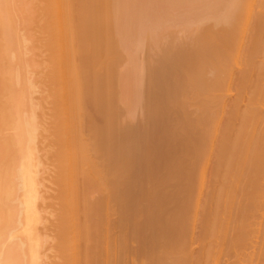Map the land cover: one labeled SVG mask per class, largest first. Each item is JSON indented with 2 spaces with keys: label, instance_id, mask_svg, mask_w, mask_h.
I'll return each mask as SVG.
<instances>
[{
  "label": "bare ground",
  "instance_id": "bare-ground-1",
  "mask_svg": "<svg viewBox=\"0 0 264 264\" xmlns=\"http://www.w3.org/2000/svg\"><path fill=\"white\" fill-rule=\"evenodd\" d=\"M263 1L0 0V264H164L163 261L168 264L169 258L166 257L171 254L173 256L170 258L175 259L169 264L191 263L189 261L194 257L190 258L187 255L188 251L185 253L184 249L185 231L181 233L178 230L181 229L179 223L184 221L178 217L181 216L183 219L187 216L189 207L186 206L187 209L184 211L183 206L187 204L185 203L187 197L184 199L183 196L191 186L189 184L187 186L189 188H185L183 193V185L191 182L183 173L190 174L189 167L193 165L191 163L195 154L191 153V150L193 151L194 147L195 152L201 141L203 144L201 142V146L199 145L200 149L204 144L213 146L217 132L219 134L225 132L228 137L224 133L225 137L222 140H226L225 144L230 141L227 142L228 145L226 144L228 149L225 148V144L221 147L222 140L219 141L221 138H218L221 145L216 147L215 144L214 147L219 150L223 148L228 155L225 152L218 154L220 158L215 165L219 167L221 162L220 167L227 166L228 175L223 176L224 178L228 176L226 180L223 178L225 181L230 180L229 176L233 175L230 173L235 172L233 179L237 174L238 179L235 176L234 185L228 187L229 192L231 188L237 186L236 181L244 176L242 174L240 177L243 173L241 170L248 159L246 162L245 159L240 162L241 156L239 159H236L237 154L232 156L235 155L234 152H238L236 148L243 142L239 139L244 138H241L243 134L247 136L249 130L245 124L252 119L253 126L250 127V122L248 127L256 130L255 120L260 113L257 112V108L250 105L256 103L257 107L262 100L264 102L262 98L264 92L261 94V91L257 92L256 89L261 86L259 81L264 72L262 67L264 61L262 64L260 62L259 67L255 65L257 71L252 72L255 68L250 66V62L253 63L254 58L258 57L256 55L252 58L255 50L259 55L261 52L259 48H264ZM258 2L263 13L260 12V7L258 8L260 11L256 9L257 14L254 11L258 21L254 19L255 30L253 29L254 32L249 35L250 31L248 32L246 26L248 23L249 27V22L253 20L252 5L255 7ZM246 9L249 10L244 17L242 11ZM242 21L245 23L244 27L240 25ZM209 22L211 24L205 25ZM172 28L181 31L180 34L184 35L183 37L181 34L182 41L180 34H176L179 36V39H176L175 34L167 33ZM183 32H187V36ZM183 39L187 42H183ZM252 39L255 43L258 42L259 50L254 42L252 43L255 47L253 45L248 47L247 43L250 44ZM176 40H179V43H176ZM228 63L229 65L232 63V66H241L245 63L248 68L239 70L237 80V75L235 79L233 73L231 74ZM227 66L230 71L225 69ZM258 68L263 69L262 74ZM262 79L264 82L263 77ZM233 82H236L234 84L240 94L239 96L235 93L236 96L241 100L245 97L246 106L240 113L236 106L240 100L236 97L235 103L232 104L236 106L234 108L232 106L233 111L230 106L225 107L231 110L228 120L234 116L235 119L239 112L240 118L237 117L236 120L237 126L242 123L239 131H246L245 128L242 131V127L248 130L246 135L240 132L238 135L240 138L235 135L238 132L234 133L236 129L230 130L228 121H222L223 125L226 124L221 129H225L224 132L216 127L219 121L221 123V118H224V114L221 113L225 109H223L225 94L219 93L223 90L224 93L228 92L234 86ZM256 93L262 95L259 94L261 98L258 95L262 99H259L260 103L255 96ZM263 102L259 105L261 109ZM189 107L194 109L189 110ZM137 110H141L142 114V117L140 114L138 116L139 122H136L135 114L139 112ZM231 125L233 127V124ZM227 127L230 128L229 131ZM230 131L234 134L232 132L230 134ZM252 133L258 136L255 132ZM229 134L233 135V138L230 136L233 141L229 139ZM253 134L249 138L247 136L246 140H253ZM259 136L262 138V135ZM201 138L204 140L200 141ZM261 138H255L261 145L255 143L257 145L255 148L258 147L256 149L259 151L264 149L262 148L264 143L260 142ZM234 139L238 140L237 144L235 143L237 147ZM246 140L244 139L243 144L247 145L250 142L247 143ZM243 144L241 146L243 149L240 147L243 152L239 150V155L241 154L242 158L245 154L244 158L255 155L257 158L258 151L256 153V150H253L255 154H250L249 157L247 154L250 153L248 150L252 145L245 148L246 145L244 147ZM184 151L193 155L187 153L190 158L187 154L186 158ZM206 151L204 154L202 152V155L197 152L200 156L196 153L195 157L202 158ZM180 152L186 161L190 159L191 162L189 160L187 164ZM224 154L226 158L228 157L226 161V158L223 159ZM178 158L185 161L186 165L182 166L183 163ZM256 158L253 156L252 159ZM259 158L261 157L258 156ZM236 161L237 167L234 165ZM203 162H206V159ZM238 165L240 171L237 169ZM224 169L222 171H225ZM236 172H240V175ZM252 174L251 177L254 175ZM198 176L199 179L192 180H196L197 185L199 180L200 189L204 188L202 183L205 175ZM218 177H221L218 181L221 182L222 176L217 175ZM191 184L194 188L195 183ZM226 185L224 184L225 187ZM223 188L222 186L224 192ZM219 190L215 192L214 199L211 197L213 217L210 218H213L216 224L222 219L223 223H226L225 221L230 223L236 202L235 194L224 197L223 195L229 192L224 194ZM191 195L193 194H190L189 198ZM253 198L251 201L248 198V202H252ZM180 199L184 201L181 205L184 217L180 213L182 209L179 210ZM141 201L145 204L140 205ZM194 203L198 204L197 200ZM239 203V206L235 205L236 208L241 206ZM136 204L138 208L140 206L142 208L138 210ZM169 205H172L174 211ZM166 206H169L167 210L171 212L165 211ZM193 206L195 209L191 211L196 210V204ZM203 208L205 210V207ZM240 208H243V205ZM175 211H178V214H175ZM240 211L242 212L241 209ZM257 213L258 210L253 214L257 216ZM193 214L195 215V212ZM221 214L225 218H220ZM206 218L207 216L205 220ZM190 220L191 218L188 221ZM214 220L213 223L216 225ZM220 222L219 225L223 229L224 226ZM219 225L218 227H221ZM226 227L223 230L225 234ZM212 229L206 233L209 239L214 235V229L218 231L220 228ZM232 229L234 230L233 227ZM262 231L264 232V227ZM210 232L213 234L210 235ZM220 233L223 236V233ZM225 234L222 238L219 237L221 238L219 240L226 238ZM254 237L256 238V235ZM261 241L264 242L262 239ZM134 243L139 246L136 248ZM226 244L227 242L221 245ZM231 244L227 245L228 250L227 247L224 248L228 254L234 252H229L233 247ZM238 246L241 247L239 244ZM259 249L255 251L259 252L258 255L261 257L263 248ZM248 251L245 252L247 256L253 253ZM220 252L221 250L219 256ZM236 252L238 253L237 250ZM262 252L264 254V251ZM203 253L206 254V250ZM208 253L209 249L206 255L209 258L212 254ZM137 254L141 257L140 261L144 262H139ZM254 255L252 259L250 258L253 260L252 263ZM247 256L244 255L251 261L249 257L252 255ZM227 257L229 259V256ZM244 257L239 258L240 264ZM165 258L167 260H164ZM217 259L215 256V263L212 264H216ZM193 260H196L195 264L201 262L197 256ZM246 260H242V264L248 262Z\"/></svg>",
  "mask_w": 264,
  "mask_h": 264
},
{
  "label": "rangeland",
  "instance_id": "rangeland-1",
  "mask_svg": "<svg viewBox=\"0 0 264 264\" xmlns=\"http://www.w3.org/2000/svg\"><path fill=\"white\" fill-rule=\"evenodd\" d=\"M255 1H256V0H255ZM257 1H260V0H257ZM263 2H264V1H263ZM259 3H260V2H258L257 5H255L256 8L254 7V5H252V15H251V16H252L253 20H252V18H251L252 21H250V20H249L250 22L248 21V22L250 23L249 27H248V23L246 22V23H247L246 28L249 29L248 32L250 31V32H249V35H251V34L254 32V30H255L254 27H253L254 24L256 25V23H254V19L257 20V15H255V12H256V14H257V12L261 10V7L258 6ZM255 4H256V3H255ZM253 7H254V8H253ZM259 7H260V10L258 9ZM256 9H258V11H256ZM262 9L264 10V8H262ZM248 10H249V9H246V10H243V11H242V15L244 14V15H243L244 17H245V14H247L246 11H248ZM263 10H261L260 12L263 13ZM254 11H255V12H254ZM243 12H244V13H243ZM259 14H260V13H259ZM259 14H258V15H259ZM263 14H264V13H263ZM253 15H254V16H253ZM260 18H261V16H260ZM256 20H255V21H256ZM257 21H258V20H257ZM243 22H244V21H242V23H240L241 27H244L243 24H245V23H243ZM253 23H254V24H253ZM209 24H211V23L209 22L208 24H205V25L208 26ZM255 25H254V26H255ZM203 26H204V24H203ZM203 26H201V27H203ZM204 27H205V26H204ZM218 27H219V26H218ZM215 29H216V28H215ZM253 29H254V30H253ZM170 30H172V31H170ZM216 30H217V29H216ZM174 31H175V32H174ZM252 31H253V32H252ZM168 32H170L169 34H172V33H173V35L175 34L176 39H179V38H178L179 36H176V34H180V32H181V31H179V29H177V31H176V29L172 28V29H169V30L167 31V33H168ZM171 32H172V33H171ZM251 32H252V33H251ZM183 33H184V32H183ZM185 33H186V34H185ZM185 33H184L185 36H187V32H185ZM181 34H182V33H181ZM181 34H180V38H181L180 40L182 41ZM182 35H183V34H182ZM183 37H184V35H183ZM185 39H187V38H185ZM185 39H183V42H185V41L187 42L188 39H187V40H185ZM262 39H263V38H262ZM252 42H254L253 39H252V41H251L250 44L247 43V44H248V47H249V45H253ZM176 43H179V40H176ZM254 43H255V42H254ZM257 43H258V42H257ZM257 43H255L254 45H256V48L258 49L259 46L257 47ZM247 44H246V46H247ZM254 45H253V46H254ZM254 47H255V46H254ZM259 49L261 50V52H260L259 55L256 54V50H255V52H254L255 54L252 55V58H254L256 55H257L258 57L254 58V61L252 60L253 63L250 62L252 65H254V66L252 67V65L250 64L251 68H255V65H256V67H259V66H260V62H261V64H262V61H264V55H263V54H264V52H263V49H264V48L261 47V48H259ZM259 49H258V50H259ZM258 53H259V52H258ZM261 53H262V54H261ZM262 55H263V57H262ZM250 59H251V58H250ZM261 59H262V60H261ZM256 63H257V64H256ZM231 64H232V63H230V65H229V63L227 64L228 66L231 67V71H230V68H229L228 66H227V68H225V69H226V70L229 69V71L231 72V74L233 73V75L235 76V79H236V75H237V80H238V76H239V73H240L239 70H241V68H244V69L246 70V69L248 68V66L246 67L245 63H244L243 65H241V66H238V65H233V66H232ZM258 64H259V65H258ZM239 67H240V68H239ZM262 67L264 68V64L262 65ZM235 68H236V69H235ZM232 69L234 70V72H233ZM237 69H238V70H237ZM256 69H257V68H255V70L252 69V70H253L252 72L257 71ZM258 70H260V68H258ZM236 71H238V73H237ZM262 71H263V69L260 70V73H261V74H262ZM235 72H236V73H235ZM234 73H235V74H234ZM255 73H256V72H255ZM263 75H264V72H263ZM263 75H262V77L264 78ZM262 77H261V80L259 81V83L261 84L260 87L263 86V87H262L263 91H262V89L259 90L260 87H257V88H256V89H257V92H260V91H261V94H263V92H264V82H263ZM249 80H251V79H249ZM234 81H236V80H234ZM261 81H262V82H261ZM234 83L236 84V82H233V84H234ZM235 84H234V86H235ZM262 84H263V85H262ZM257 85H258V84H257ZM234 86L231 87L230 90H229L228 92H225V93H224V90L221 91L220 93L218 92L219 94L222 93L221 95H224V94H225V96H224L225 98H223V99H224V100H223V101H224V107H223V109H224V108H225V109L223 110L224 112L221 113V114H224V118H223V119L221 118V123H220V121H219V124L216 125V127L219 128V129H218V128H217V129H218L219 131H223V132H224L225 129H224V130H221V129H223V128H224V125H226V124L223 122V123H224V125H223V124H222V121H228V123L230 124L229 126H230L231 129H230L229 127H227V130H228V129H230V130H233V129L235 130V129H236L235 131H234V130H233V131H234V133H235V132H238V133L235 134L237 137H238V135H240L241 133H245V135H246V132L249 130V131H248L249 133L247 132V136H248V137H247V136H243V135H244V134H243L241 138H243V137H244V138H243L242 140L239 139V141H243V142H244V139L246 140V137L249 138L250 133L255 132V134H256V135L258 134V136H259V135H262V138H261V136H259L262 140H260V139H259V140H260L261 143H264V139H263V138H264V123H263V122H264V111H263V110H264V108H263L264 105L262 106V109H261V106H259V105L263 102V100L260 99L262 95H261L260 93H258V95H259V94L261 95V96L259 95L260 98L258 97L257 93H256V95H255L256 97H258L257 100L259 101V103H260V100H262V102H261L260 104H257V107H256V103H255V104L253 103V104H254L253 106L250 105V107H255V108H257L258 111H257V110H256V111H257L258 113H260L259 117L257 116L258 119L255 120V123H256V124H255V128H254V129H256V130L253 131L252 128H249V127H248V126L250 125V122H251L250 127L253 126L252 119H251V120L249 121V123L245 124V125H247L246 127L248 128V130H247L246 127H242V131H244L243 128H245L246 131H245V132H241V131H239V129H241V128H239V127H240V125H241L242 123H239L238 126H237V122H238V121H236V120H238L237 117L239 116V112L241 113L240 110H241V109H244L243 107L246 106V101H245L246 98H245V97H243L244 99L242 98V100L244 101V103H243V101L241 100V98L239 99L240 94H239L238 90L236 89L237 87H236V86L234 87ZM232 89H233V91H231ZM235 91H236V92H235ZM218 93H215V94H218ZM235 93H238L239 96H236ZM229 94H230V95H229ZM234 96H235V97H234ZM263 96H264V95H263ZM236 97H237V99L240 100V101L237 100V101H238V104L236 105V106H238V107H237V110H239V112H238V116H237V114H236L237 112H236V108H235V114H236L237 117L234 119V117H235V116H234L233 119H231V120L234 121V123H233V121L228 120V119H229V117H230L229 115H230V113H231V112H230V111H231L230 109H232V111H233V108L236 107V106H233V105H232L233 103H235L234 100H236ZM241 97H242V96H241ZM262 98L264 99V97H262ZM259 99H260V100H259ZM230 100H231V103H230ZM254 100L256 101L255 98H254ZM254 100H253V102H254ZM258 101H257V102H258ZM240 103H242V104H240ZM263 103H264V102H263ZM239 104H240L242 107H240ZM225 106H227V108L230 106V109L227 110V108H226ZM232 106H233V108H232ZM258 106H259V107H258ZM250 107H249V108H250ZM189 108H190V107H189ZM191 109H194V107L190 108L189 110H191ZM226 110H227V112H226ZM259 110H260V112H259ZM137 111H139V110H137ZM242 111H243V110H242ZM197 112L199 113L198 110H197ZM258 113H257V114H258ZM139 114H140V116L142 117L141 110L135 114V116H137V117H136V122H137V121L139 122V117H138ZM262 114H263V115H262ZM192 115H194V114H192ZM192 115H191V118H193ZM141 117H140V121H141V119H142ZM238 118H240V117H238ZM259 118H260L261 120H260ZM134 119H135V118H134ZM258 120H259V121H258ZM229 121H230V122H229ZM239 121H241V120H239ZM256 121H258V123H259L258 126H257V122H256ZM133 122H135V121H133ZM141 122H142V121H141ZM235 122H236V123H235ZM260 122H261V123H260ZM226 123H227V122H226ZM228 123H227V124H228ZM138 124H139V123H138ZM220 124H221L222 126H221ZM231 124H233V127H232ZM243 126H244V124H243ZM236 127H237L238 129H237ZM260 128H261V129H260ZM262 128H263V129H262ZM250 129H252V132H250ZM218 130H217V131H218ZM228 131H229V130H228ZM233 131H230V134H231V132L233 133ZM240 132H241V133H240ZM261 132H262V133H261ZM224 133H225V132H224ZM224 133H223V134H224ZM234 133H233V134H234ZM217 134H218L219 136L217 135V138L214 140V143L216 144V147L221 145V143H220L219 141H221V140L225 137L223 134H221V132H220V134L217 132ZM225 134H226V133H225ZM230 134H229V139H230V136H231ZM252 134H253V133H252ZM252 134H251V136H252ZM221 135H223V136H221ZM226 136L228 137V134H226ZM232 136H233V135H232ZM232 136H231V137H232ZM236 136H234V138H236ZM251 136H250V137H251ZM258 136H255V135L253 134V137H254L253 140H255L256 142L253 141V140H251V141H253V142H251V141H249V139L246 140L247 143H248V141H249L250 143H252V144H250V143L247 144V145H252V148H251L250 150H248L249 148L247 149L248 151H250V153L247 151L248 154H249V155L247 154V156L250 157V154H251V155H252V154H255V152H253V150H256V153H257V151H258V154H256L257 158L255 157V155H253L254 158H256V159H252L253 156H251L250 158H247V157L244 158V156H246V154H245V155L243 156V158H242V155H241V154L239 155V153H240L239 150H241V153L243 152V151H242L243 148L241 147L242 144H243V142H241L242 144H241V145L239 146V148H238L237 145H236L238 140H236V139L240 138V136H239L238 138L234 139V140H236V141H234V144L236 143L235 146L237 147L236 149H237L238 152H237V153L234 152L235 155H233L232 157L236 156V154H237L238 157L236 156V159H239V158H240L239 156H241V159H239V160H241L240 162H243L242 160H244V159H245L244 162H246L247 159H248V161L244 164V167H242V170H241V168L239 169L240 166L238 165V168H237V169H239V171L241 170V172L243 171V173H241V176H240V177H242L243 175H244V176H243V178H239V180L236 181V182H237V186H238V187H237L236 185H235L236 187L234 186L235 188H237L236 190H235V188H231V189H232L231 192L233 191V189L235 190V191H233L232 193L229 192V191H230V189H229V188H230L229 185H231V184L234 185V181H233V180H235V179L237 178V176H236L237 174H235L236 178H235V176H234V179H233L232 176L234 175L235 172H234V173H230V175L233 174V175L229 176L230 180L227 179V181H225L226 178H227L228 176H227L226 178H224L223 176L228 175V172L226 171V169H228L227 166L225 167L224 164L222 165V166L225 167V169H224V167H223V168L220 167V166H221V162H220L219 167H217L218 165H215V162L218 163V159L220 158V157L218 156V154H221V152H225L226 150L224 151L223 148H222L221 150H219L218 148L214 147L215 144H214L213 146H212V145L209 146V144H204V147H205V145H206V146L208 145V146L206 147L207 151H206V149H205L203 146H202V149H200V148H199V145L201 146V142H202V144H203V141H201V140H204V139H202V138L200 139V141H201L200 144H199V143H196L197 145H198V144H199V145H198V146L195 145V146L198 148L195 152H194V148H195V147L193 148V151L191 150L192 148L190 149V150H191V153H195V154H196L197 152L200 153V151H202V150H203V151H202L203 153H202V152H201V153L204 154V151H206V152H205L206 155H203V157L206 156V157H204V158L206 159V162H203V161L205 160L203 157H202V158H203L204 160H203L201 157H200L201 159H200L199 157H195L196 155L194 154V159H193V160L196 159V160H195L196 162L192 160V163H191V164H193L194 166L192 165V167H189V172H190V174H191V172L193 171L192 174H191V175H192V178H191V175H190L188 172H187V175L185 174L186 172L183 173V174L185 175V177L188 176V179L191 180V182H192L193 184L195 183V184H194L195 186H194V188L191 187V186H193V185L191 184V182L186 183L185 185H183V187H184V188H183V193H184V191H185V188H187V186H188L189 184L191 185V186H189V187L192 189L193 192H192L191 189L188 187L189 189H188V188H187V189L189 190V192H188V190H186L185 193H184L185 195L182 193V194L185 196V197L183 196L184 199L187 197L185 203L188 204V202H190V203H189L190 205H189V204H188V205L185 204V206H183V208L185 207L184 211H186L187 207L189 206L188 209H187V212H186V213H187V214H186L187 216L184 217L185 213H184V215L182 214V213L184 212L183 209H182V207H181V205L183 204L182 201L184 200L183 198H182V199H183L182 201H181V199H180L181 204H179V210L182 209V211H181L180 213L183 215L184 218H183V219L180 218L181 216H179V215H176V216H179V217H178L179 219L184 220L183 222L181 221L182 223L179 221V222H180V223H179V226H180V227H179V226H178V227L181 228L182 230H181V229H178V228H177V229L180 230L181 233H182V231H183V232L185 231V233H183V234H184V238L186 239V241H185V240H184V241H185L186 243H187V241L190 243V244H189V243H187V244L185 243V247H184V249H185V253L188 251V252H187V253H188L187 255L190 256V258H193V257H194L193 259H195L196 256H197L198 260L202 262V263H201V262H198L197 264H209V263L212 264V263H215V256H216V259L218 258V259H217L218 261L216 262V264H221V263H222V264H227L228 261H229L230 264H238V262H239V264H240V261H238V260H239V258H243L244 255L247 256L246 253H245L247 250H249L248 253H250L251 251L253 252V253L251 252L252 254L249 255V256L252 255V257H249V256H247V257H249V259H250V258L252 259V258H253V254H255V255H254L255 259H254V263H252L253 260L250 259L251 261H248V258L244 257L245 259H247L246 261H248V262H245L244 264H246V263H247V264H261V263H264V261H263V259H264V258H263V257H264L263 255H264V254H263V252H262V251H264V244H263L264 242L261 241V239L264 240V238H263V237H264V232L262 231V230H263V227H264V219H262V218H264V217H262V216H264V210H261V208H262V209L264 208V199H263V198H264V192H263V191H264V190H263L264 187H262V186H264V181H263V180H264V179H263V178H264V170H263V168H264V162H262V161H264V153H263V152H264V149H263V151H261L262 149L259 147V148L261 149V150L259 151V149H258V150L256 149V148H258V147L255 148V146L259 145L258 142H257L258 140H256V139L259 138ZM227 137H226V138H227ZM181 138H182V137H181ZM218 138H219V139L221 138V139L219 140ZM232 138H233V137H232ZM232 138H231V139H232ZM255 138H256V139H255ZM229 139L227 138V140H229ZM231 139H230V140H231ZM218 140H219V141H218ZM205 141H206V140H205ZM205 141H204V142H205ZM225 141H226L225 139L222 140V145H221V147L224 146L223 144H225V143H224ZM232 141H233V139H232ZM232 141H231V143H232ZM262 141H263V142H262ZM227 142H230V141H227ZM227 142H226V144L228 145ZM260 142H259V143H260ZM218 143H220V144L218 145ZM231 143H229V145H231ZM255 143H256L257 145H256ZM261 143H260V144H261ZM226 144H225V148H226ZM238 144H240V143H238ZM243 145H244V147H245L246 143L243 144ZM247 145H246L245 148H247ZM193 146H194V145H193ZM259 146H261V145H259ZM191 147H192V146H191ZM211 147H212V148H211ZM229 147H230V146H229ZM240 147H241L242 149H241ZM249 147H251V146H249ZM219 148H220V147H219ZM253 148H255V149H253ZM262 148H264V145H262ZM199 149H200V150H199ZM204 149H205V150H204ZM210 149H211V151H210ZM212 149H213V150H212ZM214 149L216 150L215 152H214ZM226 149H228V147H227ZM236 149H235V150H236ZM208 150H209L211 153H210ZM235 150H234V151H235ZM217 151H218V152H217ZM176 152H177V155H178L179 152H178V151H176ZM184 152H185V156H184V157H186V158H188V156H189V158H190V155H193V154H191L190 152H187V153L190 154V155H188V154L186 153V151H184ZM244 152H245V151H244ZM247 152H246V153H247ZM251 152H252V153H251ZM182 153H183V151H182ZM182 153L180 152V154H182ZM199 153H197V156L202 155L201 153H200V155H199ZM209 153H210V154H209ZM216 153H217V154H216ZM225 153L228 155L227 152H225ZM259 153H261V155H260ZM175 154H176V153H175ZM183 154H184V153H183ZM183 154L181 155V157H182L183 160L186 161V159L183 158ZM186 154H187L188 156H187ZM211 154H212V155H211ZM222 154H223V153H222ZM177 155L175 156V158L177 157ZM207 155H208V156H207ZM178 156H180V155H178ZM210 156H211V157H210ZM214 156H216V157H214ZM217 156H218V158H217ZM258 156L261 157V158H259L260 160L258 159ZM191 157L193 158V156H191ZM262 157H263V159H262ZM175 158H174V159H175ZM192 158H191V159H192ZM207 158H209V159H207ZM212 158H213V159H212ZM225 158H226V157H225V154H224L223 159H225ZM227 158H228V157H227ZM227 158L225 159V161L227 160ZM178 159H180V158H178ZM178 159H177V160H178ZM182 159H180L181 161H180V160H178V161H180V162L183 163V165L181 164L182 166H185L186 163H185V165H184V162H185V161H182ZM199 159H200V161H201V164H200ZM221 159H222V158H221ZM234 159H235V158H234ZM236 159H235V160H236ZM251 159H252V160H251ZM189 160H190V159H187V161H186L187 164H188L189 162H191V160H190V161H189ZM255 160H256V162H255ZM258 160L261 161V163L258 162ZM188 161H189V162H188ZM221 161L224 162V160H221ZM250 161H252L253 163L250 162ZM208 162H209V163H208ZM206 163H207V164H206ZM232 163H234V162H233V158H232ZM238 163H239V161H238ZM255 163H256V164L258 163L257 166H255V165H256ZM246 164H247V166H246ZM248 164H249V165H248ZM250 164H251V166H250ZM252 164H253V165L255 164V165L253 166ZM259 164H260V165H259ZM200 165H201V166H200ZM205 165H206V166H205ZM225 165H226V163H225ZM234 165H235V166L237 165V161H236V163H235ZM240 165H243V164H240ZM195 166H197L199 169H198L197 167L195 168ZM204 166H205V169H204ZM230 166H231V164H230ZM232 166H233V165H232ZM249 166H250V167H249ZM252 166H253L254 168H253ZM261 166H263V167H261ZM236 167H237V166H236ZM256 167H257V168H256ZM214 168H215V169H214ZM217 168H218V170H217ZM219 168H221V169H219ZM243 168H244L245 170H244ZM259 168H261V169H259ZM191 169H192V170H191ZM195 169H197V170H195ZM202 169H203L206 173H205ZM223 169H224L226 172H225V171H222ZM230 169H231V168H230ZM230 169H229V170H230ZM232 169H234V168H232ZM237 169H234V170H237ZM246 169H247V170H246ZM256 169H257V171H256ZM215 170H216V171H215ZM234 170H231V171H234ZM258 170H259V172H258ZM187 171H188V170H187ZM197 171H198V172H197ZM218 171H219V172H218ZM220 171L223 172V173L225 172L224 175H221L222 173H221ZM231 171H229V172H231ZM244 171H246L247 174H246V172H244ZM251 171H252V172H251ZM260 171H261V172H260ZM201 172H202V173H201ZM215 172H217V173H215ZM250 172L254 174V175L252 174V175H253L252 177H251V173H250ZM193 173H194V176H195V177H193ZM219 173H220V174H219ZM226 173H227V174H226ZM236 173H238V174L240 175V172H236ZM255 173H256V174H255ZM188 174H189V175H188ZM200 174H201V175H202V174L205 175V176L203 177V179H204L205 181L203 180L204 183H202V185L204 186V188L202 187L201 189H200V186H199V184H200V183H199V180H198V185H197V183H196V180H192V179H199L200 176H198V175H200ZM242 174H243V175H242ZM258 174L260 175V177H259ZM217 175L222 176V181H221V182H218V181L221 180V177H220V178H219V177L217 178ZM256 175H257V176H256ZM180 176H181V175L179 174V177H180ZM197 176H198V177H197ZM247 176H248L249 178H247ZM45 177H46V176H45ZM182 177H184V176L182 175ZM189 177H190V178H189ZM215 177H216V178H215ZM231 177H232V178H231ZM253 177H254V178H253ZM211 178H212V179H211ZM223 178H224L225 180H224ZM250 178H251V179H250ZM255 178H256V179H255ZM261 178H262V180H261ZM237 179H238V178H237ZM241 179H242V181H241ZM211 180H212L213 182H212ZM223 180H224L225 182H223ZM244 180H245L246 182H243ZM252 180H253V181H252ZM255 180H256L257 182H256ZM193 181H194V182H193ZM248 181H249V182H248ZM258 181H259V182H258ZM236 182H235V183H236ZM240 182H241V183H240ZM242 182H243V183H242ZM250 182H251V183H250ZM213 183H214V185H213ZM218 183H220V184L218 185ZM247 183H249L250 185L247 184ZM205 184H206V185H205ZM215 184H216V185H215ZM222 184H223V185H222ZM224 184H225V185L228 184V185H226V187H225ZM243 184H244V185H243ZM254 184H255V185H254ZM256 184H257V185H256ZM258 184H260V185H258ZM221 185L224 187V188H223V189H224V192H226V193L229 192L230 194H229V193L225 194V193L223 192V190L221 189V188H222ZM247 185H248V186H247ZM251 185H252V186H251ZM196 186H197V187H196ZM213 186H214V187H213ZM219 186H221V188H219ZM259 186H260V187H259ZM228 187H229V188H228ZM242 187H243V188H242ZM256 187H257V188H256ZM216 188L220 189V190H219L220 193H221V191H222V192L225 194V195L222 194L224 197H226V195H228L229 197H231V196H233V193H234V194H235L234 197H235V200H236V202L234 201V202H235V205H236V206H239V205H238L239 202H240L239 204L241 205L240 207H242V205H243V208H240V207H239V208H238V207L236 208L235 205L233 206L234 210H232V211H233L234 213L232 212L231 215L233 214V216H232V218H233V217L235 216V214L238 213V214H236L237 219H234V218H236V217H234L233 219H232V218H231V219L229 218V219H230V220H229L230 223H227V221H225V222L227 223L228 226L226 225V223H223V222H224L223 219H222L221 222L219 221V222L224 226V228H225L226 226L228 227V229H227V227H226V229H225L226 234L223 233V232H224V231H223L224 228L222 229V226L219 225V222H217V224H216V221H215L213 218H212V219L210 218V217L212 216V215H211V210H212V205H213L212 202H211V200L215 198V197H213V196H214L215 192L218 190V189H216ZM238 188H239V189H238ZM241 188H242V189H241ZM247 188H248V189L250 188V189L248 190ZM251 188H252V189H251ZM255 188H256V189H255ZM169 189H170V188H169ZM194 189H195V190H194ZM199 189H200V191H199ZM212 189H213V190H212ZM228 189H229V190H228ZM203 190H204V191H203ZM214 190H215V191H214ZM240 190H241V191H240ZM242 190H243V191H242ZM257 190H259V191H257ZM190 191H191V193H190ZM212 191H213L214 193H213ZM247 191H248V192H247ZM249 191H250V192H249ZM252 191H253V192H252ZM196 192H197V193H196ZM202 192H203V193H202ZM236 192H237V193H236ZM251 192H252V193H251ZM254 192H255V193H254ZM261 192H262V193H261ZM187 193H188L189 195H190V194H193V195H191V197L189 198V195H187ZM195 193H196V196H195ZM205 193H206V195H205ZM208 193H209V195H208ZM241 193H243L244 195H243V194L241 195ZM246 193H248V194H246ZM198 194H199L200 196H199ZM217 194H218V193H217ZM249 194H250V195H249ZM252 194H253V195H252ZM257 194H258V196H257ZM260 194H262L263 196H261ZM197 195H198L199 197H198ZM215 195H216V194H215ZM238 195H239V196H238ZM240 195H241V196H240ZM259 195H260L261 199H260ZM193 196H194V197H193ZM208 196H209L210 198H209ZM237 196H238V197H237ZM202 197H203V198H202ZM204 197H205V198H204ZM211 197H212V199H211ZM224 197H223V199H224ZM234 197H233V198H234ZM253 197H254V198H253ZM255 197H256V198H255ZM194 198H195V199H194ZM238 198H239V199H238ZM245 198H246V199H245ZM248 198L250 199V201H251L252 198H253L254 200H255V199H256V200H255V201L253 200L252 202L249 203V202H248V201H249ZM189 199H191V200H189ZM202 199H203V200H202ZM208 199H209L210 201H209ZM196 200H197L198 204H197V203H194V201L196 202ZM198 200H199V201H198ZM239 200H240V201H239ZM246 200H247V201H246ZM200 201H201V202H200ZM206 201H207V202H206ZM238 201H239V202H238ZM257 201H258V202H257ZM260 201H261V202H260ZM180 202H179V203H180ZM183 202H184V201H183ZM199 202H200V204H199ZM203 202H204V203H203ZM209 202H210V203H209ZM259 202H260V203H259ZM143 203L145 204V202H143ZM143 203H142V201H141V202H140V205L143 204ZM192 203H193V205L196 204V210H194V211H191V210L195 209V207L192 205ZM207 203H209L210 206H209ZM213 203H214V201H213ZM243 203H245V204H243ZM253 203H255V204H253ZM257 203L259 204V206H257ZM144 204H143V205H144ZM201 204H202V205L204 204L203 207H205V210H204V208L202 207ZM251 204H252V206H251ZM262 204H263V206H261ZM197 205H198V207H197ZM207 205H208V206H207ZM244 205H245V206H244ZM138 206H139V204H138ZM169 206L172 207V205H169ZM169 206H168V207H169ZM186 206H187V207H186ZM192 206H193L194 208H193ZM246 206H247V207H246ZM168 207H167V206L165 207V211H167V212H171V211H168V210H169ZM191 207H192V208H191ZM250 207H252V208H250ZM258 207H259V209H258ZM136 208H137L138 210H140L139 208H142V206H140V207L138 208V207H137V204H136ZM222 208H223V207H222ZM222 208H221V212L223 213V210H225V209L223 208V210H222ZM246 208H247V209H246ZM249 208H250V210H249ZM253 208H254V209H253ZM167 209H168V210H167ZM173 209H174V208L172 207V211H174ZM201 209H202V211H201ZM207 209H208V210H207ZM235 209H237L238 211H235ZM240 209L242 210V212L240 211ZM252 209H253V211H252ZM170 210H171V208H170ZM199 210H200V211H199ZM245 210H246V212H245ZM255 210H256V211H255ZM257 210H258V212H259V213H257V216H259V217H257L256 214H253V213H256ZM165 211H164V212H165ZM188 211H189V212H188ZM248 211H249V212H248ZM254 211H255V212H254ZM167 212H166V214H168ZM175 212H176L175 214H178V211H175ZM192 212H193V213L195 212V215H194ZM202 212H203V213H202ZM206 212H208V213H206ZM244 212H245L246 214H245ZM180 213H179V214H180ZM190 213H191V215H190ZM198 213H199L200 216L198 215ZM200 213H202V214H200ZM205 213H206V214H205ZM239 213H240V214H239ZM241 213H242V214H241ZM161 214H163V213H160V215H161ZM188 214H189L190 216H192V217H190ZM192 214H193V215H192ZM224 214H225V213H224ZM244 214H245L246 216H244ZM202 215H204V216H202ZM209 215H210V216H209ZM221 215H222V214H221ZM238 215H239L241 218H240ZM201 216H202V217H201ZM206 216H207V218H206V220H205V217H206ZM247 216H249L250 219H249ZM212 217H213V216H212ZM222 217L225 218L223 215H222L220 218H222ZM252 217H253V218H252ZM190 218H191V220L188 221ZM201 218H202V219H201ZM238 218H239V222H238ZM251 218H252V221H251ZM254 218H255V219H254ZM259 218H260V219H259ZM175 219H177V217H176ZM185 219H186V220H185ZM194 219H195L196 221H195ZM243 219H244V220H243ZM257 219H258V220H257ZM209 220H210V221H209ZM213 220L215 221V224H216V225H214ZM233 220H236V221H233ZM241 220H242L243 222H242ZM248 220H249V222H248ZM186 221H187V222H186ZM204 221H205V222H204ZM207 221H208V222H207ZM232 221H233V223H232ZM244 221H245V225H246V226L244 225ZM246 221H247V222H246ZM255 221H257L258 224H256ZM258 221H259V222H258ZM177 222H178V220H177ZM198 222H199V224H198ZM234 222H236V223H234ZM250 222H251V223H250ZM262 222H263V223H262ZM187 223H188V224H187ZM189 223H191V224L193 223V225H191V224H189ZM201 223H202V224H201ZM205 223H206V225H205ZM209 223H210V225H209ZM246 223H248L249 225L246 224ZM253 223H255V224L253 225ZM181 224H182L183 227H185V229L181 226ZM207 224H208L209 226H208ZM224 224H225V225H224ZM237 224H238V225H237ZM239 224H240V226H239ZM242 224H243L244 226H242ZM251 224H252L253 226H252ZM260 224H261V226H260ZM186 225H187V226H186ZM218 225L221 226V227H218ZM232 225H233V226H232ZM247 225H248V226H247ZM258 225H259V226H258ZM190 226L192 227V229H191ZM201 226H202V227H201ZM207 226H208V228H210V229L206 228ZM212 226H215V227H212ZM231 226L234 228V230L232 229ZM238 226H239V228H238ZM256 226H257V230H256ZM187 227H190V228H187ZM198 227H199L200 230L198 229ZM211 227H212L213 229H214V228H217V229L220 228V229H222V230L219 229L218 231H216V229H214V230H215V232H213L214 235H212V236L210 237L213 241H212L211 239H209V235H207V234H208L207 231H208V230L210 231V230L212 229ZM229 227H230V228H229ZM248 227H249V228H248ZM253 227H254V228H253ZM259 227H262V228H259ZM244 228H245V229L247 228V229L244 230ZM251 228H252V229H251ZM177 229H176V230H177ZM187 229H188V230H187ZM213 229H212V230H213ZM242 229H243V230H242ZM191 230H192V231H191ZM193 230H194V232H193ZM198 230L200 231V233H199ZM202 230H204L205 232H204V231L202 232ZM250 230H251L252 232H251ZM258 230H259V231H258ZM260 230H261L262 232H261ZM180 231H179V232H180ZM228 231H229V232H228ZM231 231H232V232H231ZM234 231L238 232L239 234H237V233L234 232ZM216 232H217V233H216ZM220 232L223 233V234H222L223 236H224V234H225V237H226V238H224V239H222V240H219V239H221V238L223 237V236H221V233H220ZM243 232H244V233H243ZM245 232H247V233H245ZM253 232H254V233H253ZM258 232H259V233H258ZM189 233H191V234H189ZM198 233H199L200 235H199ZM206 233H207V234H206ZM213 233L210 232V235L213 234ZM219 233H220V234H219ZM229 233H230V234H229ZM235 233H236V234H235ZM256 233L259 234V236H257ZM262 233H263V234H262ZM187 234H188V235H187ZM193 234H194V235H193ZM197 234H198L200 237H199ZM216 234H217V235H216ZM243 234H244V235H243ZM246 234H247V235H246ZM251 234H252V235H251ZM261 234H262V235H261ZM190 235H192V237H191ZM203 235H205V236H203ZM231 235H232V236H231ZM237 235H239V236H237ZM255 235H256V238H255V237L253 238V236H255ZM260 235H261V236H260ZM189 236H190V239H188ZM214 236H215L217 239H216ZM228 236H229V237H228ZM233 236H234V237H233ZM248 236H249V237L251 236L250 239L247 238ZM262 236H263V237H262ZM201 237H202V238H201ZM203 237H204V239H203ZM212 237H214V238H212ZM219 237H221V238H219ZM230 237L234 238V239H233V242H235V243L233 244V242H232L233 245L231 244L232 238H231V240H229ZM244 237H245V238H244ZM257 237H258V238H257ZM193 238H194V239H193ZM195 238H196V239H195ZM206 238H207V239H206ZM241 238H243V239H241ZM259 238H260V241H261L262 243H260ZM198 239H199V240H198ZM200 239H201V240H200ZM235 239H237L238 241L235 240ZM240 239H241V240H240ZM251 239H252V240H251ZM189 240H190V241H189ZM197 240H198V241H197ZM202 240H203V243H202ZM239 240H240L241 242H239ZM245 240H246V242H245ZM210 241H211V242H210ZM216 241H218V242H216ZM243 241H244L246 244H248V245H246ZM247 241H248V242H247ZM251 241H253L252 243H255V244L253 245V244L251 243ZM204 242H205V243H204ZM209 242H210V243H209ZM226 242H227L226 245H221L222 243L225 244ZM242 242H243V243H242ZM249 242H250V245H249ZM137 243H138V242H137ZM137 243H134V245H135L136 248L139 246V245H137ZM208 243H209V244H208ZM257 243H259V244H257ZM202 244H203V245H202ZM207 244H208V245H207ZM229 244H231V245H230L231 247L233 246V247H232L233 249H234V247H235V250H233V249L231 248V251L229 250V252L232 253V251L236 252V250H237L238 253L236 252L235 254H233V253H234V252H233V253H232L233 255H232V254H230V253L228 254V252H225V251L228 250V246H227V245H229ZM236 244H237V246H236ZM238 244H239L241 247H239ZM244 244H245V245H244ZM192 245H193V247H192ZM220 245H221V246H220ZM251 245H252V246H251ZM255 245H256V246H255ZM258 245H261V246L263 245V247L258 246ZM194 246H196L197 249H196V247H194ZM200 246H202V248H201ZM210 246H211V247H210ZM215 246H216V247H215ZM223 246H224V247H223ZM242 246H243V247H242ZM208 247H209V248H208ZM217 247L219 248V250H217V249H218ZM221 247H222V248H221ZM225 247H227V250H226V249L224 250ZM236 247H237L239 250H238ZM245 247H247V249H245ZM248 247H249V248H248ZM253 247H255V248H253ZM256 247H258V248L256 249ZM259 247H260V249H259ZM187 248H188L189 250H188ZM190 248H191V249H190ZM207 248H208L209 251H210V253H208V254H210V255L212 254V256H210L209 258L206 256V255H207V252H208V249H207ZM240 248H241V249H240ZM250 248H251V250H250ZM262 248H263V249H262ZM184 249H183V250H184ZM194 249H195V250H194ZM243 249H244V250H243ZM258 249H259V250L262 249V251H261L262 256H261V257L258 255L259 252L256 253V251H258ZM191 250H192V251H191ZM199 250H200V251H199ZM205 250H206V254L203 253V252H205ZM215 250H217V251H215ZM220 250H221V252H222V253L220 252V256H221V257L219 256V251H220ZM222 250H223V251H222ZM240 250H241V251H240ZM245 250H246V251H245ZM255 250H256V251H255ZM190 251H191V252H190ZM198 251H199V252H198ZM202 251H203V252H202ZM213 251H214L215 253L217 252L216 254H217L219 257H217V255H216ZM239 251H240V252H239ZM254 251H255V253H254ZM195 252H196V253H195ZM224 252H225L226 254H225ZM241 252H242L244 255H243ZM182 253H184V251H183ZM189 253H191L192 256L189 255ZM193 253H194V254H193ZM197 253H198V254H197ZM200 253H202L203 255L200 254ZM180 254H181V253H180ZM204 254H205V257H204ZM223 254H224V255H223ZM236 254H237V255H236ZM240 254L243 255V257H242ZM256 254H257V257H256ZM171 255H172V254H171ZM171 255H170V256H171ZM181 255H182V254H181ZM198 255H199V256H198ZM200 255H202V257H201ZM213 255H214V256H213ZM230 255H232L233 257L230 256ZM170 256L168 255V256L166 257L167 259L169 258V260H167L166 258L164 259V260L169 261V262H167L168 264L170 263V261H173V260L175 259V258H170ZM172 256H173V255H172ZM175 256H177V255H175ZM175 256H174V257H175ZM179 256H180V255H178V257H179ZM184 256H185V254H184ZM184 256H183V257H184ZM223 256H224V257H223ZM227 256H229V259H228ZM235 256H237L238 258H236ZM138 257H139V258H138ZM180 257H181V256H180ZM199 257H200V258H199ZM206 257H207V259H206ZM137 258L139 259V262H144L143 260L140 261L141 257H140V255H138V254H137ZM143 258H144V257H143ZM143 258H142V259H143ZM188 258H189V257H188ZM202 258H203L204 260H203ZM213 258H214V259H213ZM225 258H226V259H225ZM234 258H236V260H235ZM257 258H258V260L260 259V260H259V263L257 262V261H258ZM262 258H263V259H262ZM170 259H171V260H170ZM193 259H190L189 262H191V263L193 262V264H195V263H196V260H193ZM220 259H221V260H220ZM245 259H242V260L245 261ZM136 260H137V259H136ZM144 260H145V259H144ZM191 260H192V261H191ZM206 260H207V261H206ZM230 260H231V261H230ZM234 260H235V261H234ZM240 260H241V259H240ZM242 260H241V262L243 263ZM194 261H195V262H194ZM224 261H225V262H224ZM236 261H238V262H236ZM262 261H263V262H262ZM137 262H138V260H137ZM187 262H188V261H187ZM208 262H209V263H208ZM250 262H251V263H250ZM260 262H261V263H260ZM163 263L166 264V261H165V262L163 261ZM191 263H189V264H191ZM229 263H228V264H229ZM242 263H241V264H242Z\"/></svg>",
  "mask_w": 264,
  "mask_h": 264
}]
</instances>
